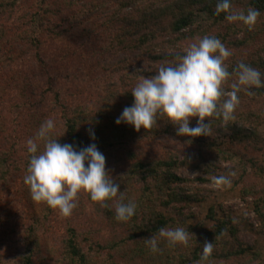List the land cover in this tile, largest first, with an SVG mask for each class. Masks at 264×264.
I'll return each instance as SVG.
<instances>
[{
    "label": "trees",
    "instance_id": "1",
    "mask_svg": "<svg viewBox=\"0 0 264 264\" xmlns=\"http://www.w3.org/2000/svg\"><path fill=\"white\" fill-rule=\"evenodd\" d=\"M59 2L68 5L73 11L67 19L68 28L81 25L88 18L101 16L104 20L101 27L106 32L104 47L107 50H120L125 57L133 52L145 59L148 63L142 71L145 78L156 74L162 64L174 62L178 53L167 52L170 44L197 35H214L232 50L233 55L226 61L230 72L239 61H244L264 73V0H232L236 9L246 10L253 7L260 11L261 15L251 30L246 26L229 23L225 20L224 13L216 15L217 0H55V4L44 9L42 16L55 17L59 11ZM4 4L7 3L0 2V6ZM198 16L203 18L196 24ZM48 24L51 27L53 22ZM54 26L56 35L67 29H61L65 25L60 23ZM239 32L241 37L238 36ZM245 45L248 51L242 55L240 47ZM122 59V64L111 63V78L116 70L124 68V57ZM137 73L139 75V71ZM251 91L254 95L264 96V88H253ZM243 94L240 93V104L234 120L225 126L219 119L210 118L211 135L194 137L190 144L186 143L188 137L178 136L176 127L164 120H158L152 129L141 128L140 131H135L131 125L123 122L117 125L116 119L133 103L130 90L119 93L117 90L108 91L106 96L99 99L102 107L97 112L77 108L64 113L59 131L55 134L60 136L59 143L72 144L77 150L95 143L104 154L106 162L120 153L130 158L135 157L130 151H126L130 134L142 133L155 139L172 135L189 147L194 146L200 151L210 150L215 160L231 162L232 167H227L226 173H236L232 178L233 184L244 183L241 194L254 199V218L259 224V230L264 232V134L259 132L261 122H264V109H254L244 101ZM115 98L122 99L119 107L114 103ZM102 108L105 111H101ZM105 117L108 120L102 122ZM195 126L196 118H192L190 127ZM89 131L94 132V140L90 138ZM220 143L225 147L221 156L213 150ZM188 159L189 154L179 151L145 160L134 159L125 171L111 177L119 183V191L123 192L125 202L132 200L137 208L129 221L117 222L114 219L113 201H109L106 207L94 202L97 215L109 224L117 225L122 231L121 235H114L105 241L95 239L89 233L79 232L70 223L61 237L50 235L48 216L53 209L44 203H38L41 206L40 214L27 228V242L23 253L19 255L18 264H120V260L126 262L123 264H197L205 242L214 244L210 264H264V254L261 251L248 245L243 246L239 226L244 219L231 216L221 205L223 214L218 219L214 217V208L209 207L207 217L214 224L208 230L202 231L198 246L186 254L176 253L163 241L158 253L149 251L145 240L158 236L160 228H187L186 221L192 217V213L184 210L192 202L204 201V193L209 192L207 188L195 184L210 182L205 175H215L217 168L209 163L205 166V175L181 177L176 170ZM27 166L28 156L21 166L20 176L16 177L20 178L26 198L29 199V188L23 182ZM247 168L252 169L259 179L248 181ZM12 175L15 172L11 168L7 172L0 170V184L5 185ZM185 189L190 192L186 193ZM83 197L91 201L87 194H81L73 213H84ZM158 206L173 208L176 211L175 217L165 216L156 209ZM188 230L190 231L189 227Z\"/></svg>",
    "mask_w": 264,
    "mask_h": 264
},
{
    "label": "rangeland",
    "instance_id": "2",
    "mask_svg": "<svg viewBox=\"0 0 264 264\" xmlns=\"http://www.w3.org/2000/svg\"><path fill=\"white\" fill-rule=\"evenodd\" d=\"M1 1L7 4L0 6V170L7 172L11 168L15 175L8 178L5 185L0 184V264H18L19 255L23 253L27 242V228L40 214L41 208L37 202L26 198L20 178L16 177L20 176L21 166L27 156L26 141L34 137L40 125L48 119L55 121V132H58L64 113L77 108L97 112L102 107L99 99L106 96L108 91H132L139 78L145 77L142 71L148 63L133 52L126 51L130 54L125 57L120 50H107L104 47L106 32L101 27L104 21L101 16L88 18L81 25L68 28L67 19L73 11L64 3L59 2V11L55 17L44 18V9L55 4V0ZM201 18L203 16L196 18V24ZM48 22H53L51 27H48ZM56 23L64 24L61 29H67L56 35ZM202 37L197 35L176 41L168 46L167 52L182 54L185 47ZM240 48V53L245 55L248 47L245 45ZM123 57L124 68L116 70L111 78V63L122 64ZM243 99L254 109H264V96H248L244 93ZM114 103L119 107L122 99L115 98ZM101 111L105 110L102 108ZM107 120L105 117L102 122ZM259 132L264 134V122H261ZM129 137L126 151L135 157H127L124 153L111 157L105 164L110 177L125 171L134 159L166 156L174 151L190 155V159L176 170L181 177L205 175V166L209 163L217 168L215 175H226L227 167H232L228 160H215L212 151L189 147L172 135L155 139L139 133L130 134ZM213 150L221 156L225 147L220 143ZM246 171L248 181L259 179L252 169L247 168ZM215 175H205L210 182L195 184L207 188L209 192L204 193V201L192 202L184 210L192 213L186 223L189 232L195 237V243L189 247L178 245L169 248L178 254H186L198 246L202 231L214 224L207 217L209 207L214 208V217L218 219L223 214L221 205L231 216L244 219L239 226L243 246H251L264 254V232L259 230V224L254 218V199L242 196V182L231 183L230 187L219 190L212 189L210 184ZM185 192L190 190L185 189ZM83 198L84 213H72L69 217H63L54 209L49 213L47 226L50 235L61 237L69 223L79 232L89 233L100 241L121 235L120 227L100 218L94 202ZM156 209L167 217L176 215V211L170 207L158 206ZM123 263L126 262L120 260V264Z\"/></svg>",
    "mask_w": 264,
    "mask_h": 264
},
{
    "label": "clouds",
    "instance_id": "3",
    "mask_svg": "<svg viewBox=\"0 0 264 264\" xmlns=\"http://www.w3.org/2000/svg\"><path fill=\"white\" fill-rule=\"evenodd\" d=\"M215 13H224L226 21L249 30L261 15L253 7L234 8L232 0H217ZM232 55V50L216 36L198 38L185 47L182 54H177L173 63L162 64L156 74L148 78H139L131 91L132 105L122 111L115 123L123 122L140 131L141 128L152 129L158 120H164L176 127L178 136L188 137V144L194 137L210 136V118L219 119L227 126L235 119L240 93L252 96L255 93L251 89L264 88V73L244 61H239L229 71L226 61ZM192 118H196L195 127H190ZM55 128V121L48 119L34 137L26 141L28 166L23 182L29 188L31 199L69 217L78 206L80 195L87 194L101 207L113 201L114 219L129 221L137 205L132 200L125 202L119 183L106 170L104 154L95 143L79 150L72 144L59 143ZM89 136L95 139L93 131H89ZM235 176L234 171L213 176L210 187L214 190L230 187ZM193 238L188 227L178 226L160 228L158 236H151L145 242L149 251L156 254L162 241L168 247H189L195 243ZM213 251L214 244L205 242L197 264H210Z\"/></svg>",
    "mask_w": 264,
    "mask_h": 264
}]
</instances>
